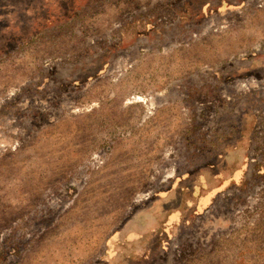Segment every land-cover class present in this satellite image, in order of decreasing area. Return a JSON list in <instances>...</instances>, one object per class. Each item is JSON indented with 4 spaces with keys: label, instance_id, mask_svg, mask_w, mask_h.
<instances>
[{
    "label": "rangeland",
    "instance_id": "374dc122",
    "mask_svg": "<svg viewBox=\"0 0 264 264\" xmlns=\"http://www.w3.org/2000/svg\"><path fill=\"white\" fill-rule=\"evenodd\" d=\"M0 264H264V0H0Z\"/></svg>",
    "mask_w": 264,
    "mask_h": 264
},
{
    "label": "crops",
    "instance_id": "0c3cea01",
    "mask_svg": "<svg viewBox=\"0 0 264 264\" xmlns=\"http://www.w3.org/2000/svg\"><path fill=\"white\" fill-rule=\"evenodd\" d=\"M171 217L173 218V217H175V216L172 215Z\"/></svg>",
    "mask_w": 264,
    "mask_h": 264
}]
</instances>
